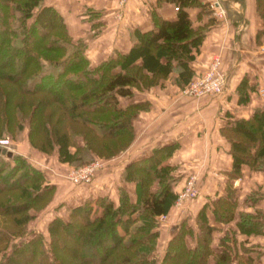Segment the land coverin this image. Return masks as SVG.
Wrapping results in <instances>:
<instances>
[{"label":"trees","instance_id":"obj_1","mask_svg":"<svg viewBox=\"0 0 264 264\" xmlns=\"http://www.w3.org/2000/svg\"><path fill=\"white\" fill-rule=\"evenodd\" d=\"M42 1L0 0V135L28 125L35 148L56 151L61 162L73 166L95 156H115L135 138L136 114L150 107L148 99H133L138 90L173 71L181 86L192 80L191 62L212 19L194 26L188 8L204 2L172 0L178 6L175 18L153 11V27L137 29L127 51L93 64L85 41L74 39L61 12ZM256 10L264 21V0H256ZM240 86V100H247V84ZM220 130L230 143L232 167L225 171L226 193L210 203L215 219L227 222L237 206L231 179L242 175L245 163L264 170V105L248 117L230 119ZM176 146L153 147L151 154L126 163L124 180L135 182L134 196L119 184L118 201L98 193L70 206L66 218L55 215L47 223L49 242L42 232L29 238L24 234L28 222L52 200L56 185L27 156L0 153V264H211V258L214 264H231L227 235L220 240L224 247L212 245L216 225L207 215L209 202L197 211L194 230L184 218L161 258L154 255L161 223L157 216L179 197L178 165L168 161ZM69 232L73 247L64 242ZM239 264L253 261L239 256Z\"/></svg>","mask_w":264,"mask_h":264},{"label":"crops","instance_id":"obj_2","mask_svg":"<svg viewBox=\"0 0 264 264\" xmlns=\"http://www.w3.org/2000/svg\"><path fill=\"white\" fill-rule=\"evenodd\" d=\"M200 1L204 2V5L188 8L194 26L204 25L209 19L212 21L206 28L203 40L191 62L194 68L192 80L207 70L213 55H218L221 59L220 67L227 75L224 90L214 94L190 95L185 89L188 83L181 86L176 80L177 72L157 85L138 90L133 99H148L151 104L148 109L140 110L136 114L135 138L124 150L125 155L120 158V164L125 165L132 158L151 154L153 147L177 143V149L168 161L178 165L175 174L179 179L175 188L179 192L185 185V175L181 173L180 165L198 166L202 162L201 156L204 157L205 153V156L212 155L210 164L216 172V177L212 176L208 183L215 181L218 186L215 184V189H205L200 201L193 204L187 203L188 201L178 202V197L167 213L157 216L159 220L163 216L167 217V240L176 233L184 218H187L188 225L194 230L195 216L199 208L206 202L210 203L218 195L226 193L228 177L225 171L232 167V156L228 151L230 143L221 134L220 128L230 119L248 117L256 106L264 105V95L259 93V89L264 87V33L258 35V31L264 28V21L256 10V0H218L225 8L222 17L215 14L211 5V2L216 0ZM43 2L54 5L61 12L74 39L85 41V52L93 64L115 55L116 51H127L136 38L137 29L146 30L153 27V11L172 19L176 17L178 8L172 0H127L124 5L118 0ZM241 84H247V100H240L239 88H243ZM192 150L194 153H191ZM19 151L33 163H39L37 165L43 166V169L49 165L48 161L37 160L43 155L38 154L32 147ZM222 154L226 155L225 159ZM214 158L216 161L213 162ZM182 160L185 163H178ZM48 172L52 176L50 175L51 180L48 177L47 179L54 183L56 188L46 207L57 204V198L62 194L61 188L63 189L65 184L61 175L53 174L49 169ZM105 179L109 191L98 193H106L115 201L119 199V184H124L128 189L131 188L130 184L132 186L131 182L122 177L116 178L117 180L111 177ZM231 182L235 187L234 197L237 201L233 219L227 222L216 220L212 204L208 206L209 221L216 225L212 245L215 248L224 247L220 240L227 235L225 243L233 249L231 264H239V256L251 257L253 264H264V170L253 169L245 163L242 165V175L232 178ZM103 183L104 181L96 182L92 189L88 186L87 190L84 189L80 193L87 191V197L97 195L95 190L102 188ZM65 201L68 202L66 199ZM82 201L62 203L59 208L70 207ZM186 237L188 243L194 245L193 236L188 234ZM211 264H214L212 258Z\"/></svg>","mask_w":264,"mask_h":264},{"label":"rangeland","instance_id":"obj_3","mask_svg":"<svg viewBox=\"0 0 264 264\" xmlns=\"http://www.w3.org/2000/svg\"><path fill=\"white\" fill-rule=\"evenodd\" d=\"M42 3H44V2L42 1L41 4ZM66 45L71 46L69 43H67ZM212 57H211V60L208 64V66L210 65V63L212 61ZM173 73H175V71L171 72L169 74V76H167V77H171L173 75ZM204 73H202L201 76H203ZM164 79L165 78L161 79L157 84H159ZM195 79L196 78L194 77L193 80H195ZM176 80H177V76H176ZM187 85L185 87H187ZM187 93L190 95H197V96L202 95V93L201 94H194L193 92H190V91H188ZM259 93H260V91H259ZM203 94H207V93H203ZM125 101L126 100H122L123 103ZM15 132H16L15 134H12L9 131H3L2 135H0V136H7L10 138L11 148L16 153H20L22 155H25L22 152H20L19 150H22V149L25 150V148H27V147L34 148L38 154L43 155V157H40V158L38 157V159L36 158L39 162L48 161L49 165L46 164L47 167L44 166L45 167L44 169H45V172H46L48 179L51 180L50 175L52 176V174L50 172H48V169H49V171H51L53 174H56L59 176L61 175L62 180L65 183L63 185V189L61 188V190L63 191L62 194H59V196L57 198V204L56 205L53 204V205L48 206L46 208L44 207L39 212H37L36 216L33 219H31L28 222L27 232L24 234L25 238H29V237L33 236L36 232H42L45 240H47V242H49L51 237H50L49 232L47 231V223L58 213L61 214L65 218L68 216V211H69L68 208L69 207L59 208V206H61L62 203L72 204L74 201L76 202V201L84 200V197L86 196L87 191H85L84 193H80V192H82L84 189L87 190L86 187H88V186L92 189L94 184L96 182L98 183L99 181H104V183L102 185V188L95 190V193L109 191V185L106 184L107 180L105 179L107 177H111L112 179H116V178L118 179V177L124 178V166L126 164L125 165L120 164V162H121L120 158L123 155H125V153H123L124 150L122 152H119L115 156H112L109 158L95 156L92 159H89L88 161H86L85 163H83L79 166H73L67 162H61L58 159V155H57L56 151L50 153V155H47L46 152H43V151L39 150L38 148H35V146H33L31 144L29 137H28V125H26L22 130L21 129L16 130ZM80 139H81V137H80ZM219 149H221V148H219ZM224 149H225V147H224ZM121 153H123V154H121ZM191 153H194V151L192 150ZM205 155H206V153L204 154V157H202V156L200 157L202 159V162L198 166L195 165V166L185 167L186 164H182V163H185L184 160H182L181 162H178V163L182 164V165H180L181 173L183 172L185 175V185L179 191L180 195H179V198L177 200L178 202L188 201L187 203L191 202L192 204H193V202H196V201L199 202L200 199L202 198V194L205 193V191H206L205 189H209V187H210V189H215V184H217V183H214L215 181L213 183H208L209 180H211L213 177H216V172H214V170L212 169L211 164H210L212 161L211 160L212 155L211 156H209V154L207 156H205ZM135 157H137V156H135ZM225 157H226V155L222 154V158L225 159ZM41 158H43V159H41ZM215 158H214L213 162L216 161ZM132 160H133V158H132ZM37 164H39V163H37ZM89 164H91L90 165L91 167L89 166ZM82 167H89L90 168L89 171L87 170L88 173L86 175H85L84 170H80V168H82ZM42 168H43V166H42ZM183 169H185V170H183ZM75 176H77L78 178H76ZM189 179L193 180L194 187L196 188L195 194H192L190 190L187 193H185ZM131 183H132V186L130 184V187L132 189L129 188V191L134 196L135 195V193H134L135 192V182L132 181ZM217 186H218V184H217ZM220 186L221 185H219V187ZM61 190H60V192H61ZM91 191H93V190H91ZM65 199L68 202H66ZM159 221L162 223H160L159 227H158L160 234L158 236L157 248L154 250V255L158 260L164 254V250H165L166 242H167V237L169 234V231H168L169 229H166L169 226H167V224H165V222L168 221L167 217L163 216L162 218H160ZM19 239L21 240L22 238H16L15 240L17 241ZM104 239H105L104 240V246H106L108 244L106 235H104ZM64 242H66V244L68 246L73 247L72 246L73 245L72 233L69 232V234L66 235Z\"/></svg>","mask_w":264,"mask_h":264},{"label":"built area","instance_id":"obj_4","mask_svg":"<svg viewBox=\"0 0 264 264\" xmlns=\"http://www.w3.org/2000/svg\"><path fill=\"white\" fill-rule=\"evenodd\" d=\"M121 5H124L127 0H118ZM212 7L214 8L215 14L219 17L224 16L225 8L218 2V0L211 2ZM221 59L218 55H213L212 61L210 65L207 67L203 76L197 77L195 80H191L187 87L185 88L186 91L193 92L194 94H203V93H220L224 90L226 82H227V75L224 70L220 67ZM260 93L264 95V87L259 89ZM6 146L11 148V140L7 136H0V147ZM98 162V161H97ZM91 164H89L90 166ZM91 167V166H90ZM89 167H82L80 170L85 171V175L89 171ZM88 170V171H87ZM78 178L77 176H75ZM191 191L192 194L196 193V188L194 187L193 180L189 179L188 185L186 188L185 193Z\"/></svg>","mask_w":264,"mask_h":264},{"label":"water","instance_id":"obj_5","mask_svg":"<svg viewBox=\"0 0 264 264\" xmlns=\"http://www.w3.org/2000/svg\"><path fill=\"white\" fill-rule=\"evenodd\" d=\"M0 153L11 157L13 155L14 151L11 148L3 146V147H0Z\"/></svg>","mask_w":264,"mask_h":264}]
</instances>
